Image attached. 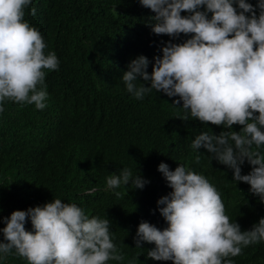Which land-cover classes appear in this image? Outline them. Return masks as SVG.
<instances>
[{
  "label": "clouds",
  "instance_id": "9594fccd",
  "mask_svg": "<svg viewBox=\"0 0 264 264\" xmlns=\"http://www.w3.org/2000/svg\"><path fill=\"white\" fill-rule=\"evenodd\" d=\"M33 0H0V114L13 102L21 107H47L46 72L59 69L55 52L47 48L41 32L25 19ZM155 15L149 26L169 40L154 62L143 55L133 60L122 80L137 100L155 90L179 97L185 122L222 126L217 134L202 131L191 148L206 149L212 160L232 170V181L249 184L264 202V0H139ZM259 9V14H257ZM188 15H182V13ZM36 9L31 8V15ZM154 21V22H153ZM150 63L151 73L148 72ZM142 82V83H138ZM148 85V86H146ZM234 125L241 126L239 132ZM199 160V157H197ZM251 165L242 175V165ZM172 191L157 201L167 227L141 222L136 248L154 244L147 256L173 264H234L232 258L249 246L264 242V218L241 230L226 214L221 193L202 174L183 164L175 170L158 166ZM148 181L128 168L106 179L110 190L143 189ZM128 188V187H127ZM120 197L119 191L115 192ZM30 219L33 231L26 230ZM0 229V261L15 254L27 264H109L125 255L113 241L111 221L89 216L74 203L59 198L43 206L16 210L4 217ZM135 259L129 264H135Z\"/></svg>",
  "mask_w": 264,
  "mask_h": 264
},
{
  "label": "trees",
  "instance_id": "16d2710c",
  "mask_svg": "<svg viewBox=\"0 0 264 264\" xmlns=\"http://www.w3.org/2000/svg\"><path fill=\"white\" fill-rule=\"evenodd\" d=\"M247 2L255 6L258 0ZM31 8L36 9L34 16ZM154 15L139 0H33L26 9L25 19L44 38L45 53L55 52L60 63L57 71L46 72L44 110L8 102L0 114V229L6 226L3 218L14 211L59 198L90 217L111 221L113 241L125 260L109 264H129L133 258L135 264H173L147 256L154 244L145 242L140 249L135 243L141 222L161 230L168 226L157 205L172 191L158 171L162 162L170 170L183 164L208 178L242 231L264 218V202L249 184L232 181V170L212 160L206 149L191 148L196 135H218L225 130L222 126L191 121L190 115L188 122L178 119L185 114L182 101L179 107L172 105L179 97L153 90L137 100L127 92L121 78L133 60L143 55L154 62L169 40L190 38L154 34L149 26ZM233 130L239 132L241 126ZM123 168L148 183L143 189L131 184L108 189L107 177ZM250 171L245 162L242 175ZM25 227L33 231L30 219ZM232 259L234 264H264V242ZM0 264L27 260L13 254Z\"/></svg>",
  "mask_w": 264,
  "mask_h": 264
}]
</instances>
